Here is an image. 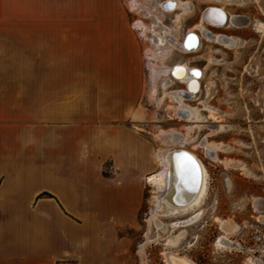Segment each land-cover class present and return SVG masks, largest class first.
Masks as SVG:
<instances>
[{
	"label": "crops",
	"instance_id": "1",
	"mask_svg": "<svg viewBox=\"0 0 264 264\" xmlns=\"http://www.w3.org/2000/svg\"><path fill=\"white\" fill-rule=\"evenodd\" d=\"M104 1L0 0V264H134L145 60Z\"/></svg>",
	"mask_w": 264,
	"mask_h": 264
},
{
	"label": "rangeland",
	"instance_id": "2",
	"mask_svg": "<svg viewBox=\"0 0 264 264\" xmlns=\"http://www.w3.org/2000/svg\"><path fill=\"white\" fill-rule=\"evenodd\" d=\"M130 1L105 0L104 6L118 8L122 21L132 25L135 42L145 60L140 71L142 94L135 110L129 112L128 126L141 138L149 140L150 153H154L160 147V132L174 130V137L179 139L185 134L186 126L196 122H185L174 115L170 108L174 101L162 98L161 79L155 89L151 88L145 51L156 50V38L149 31L146 36L141 34L133 24L143 21L150 26L142 22L147 28L160 30L154 17L145 9L147 6L159 11L156 0H137L145 6L142 9L130 8ZM186 1L190 3L191 11L181 17L177 31L179 39L185 31L193 28L203 10L210 5L223 6L229 15L241 16L247 23L240 27L227 24L210 28L236 39L229 48L202 38L198 51L182 53L173 50L163 60L166 66L185 62L203 71L200 91L186 101L199 109L203 121L197 123L201 126H195L190 134L192 139L185 142L184 147L193 150L202 160L208 174L207 191L199 207L201 214L192 225L172 228L169 223L174 217H158L162 226L156 229L147 220L153 204L151 187L143 180L144 199L136 226L129 231L133 239L134 264H165V251L184 255L195 264H264V31L260 33L255 27L256 23H264V0ZM183 88L174 78L166 87L168 91ZM205 106L214 110L213 115L224 128L220 129L218 123L212 122ZM206 141L216 146L214 161L200 145ZM158 166L155 165L153 170ZM103 172H108L107 164ZM255 202L258 203L257 209ZM220 219H230L238 226L227 236L231 241L229 246L216 245L221 235ZM181 230L184 231L179 242L175 246H166V240Z\"/></svg>",
	"mask_w": 264,
	"mask_h": 264
},
{
	"label": "bare ground",
	"instance_id": "3",
	"mask_svg": "<svg viewBox=\"0 0 264 264\" xmlns=\"http://www.w3.org/2000/svg\"><path fill=\"white\" fill-rule=\"evenodd\" d=\"M156 3L160 7L164 4L166 6L164 8L169 13L176 12L171 26L167 25L166 29H160L157 32L147 28L141 21H136L133 24L141 34L146 36V31H149L156 38L154 42L156 50L145 51L151 88L155 89L157 81L161 79L162 98L167 97L169 100L174 101V104L170 105L174 115L179 119H184L185 122H196V124L186 126L185 134L179 139L174 137V130L160 132V147L153 153L154 164L159 166L157 169L151 170L144 178L145 183L151 187V202L153 204L147 220L152 222L156 229H160L162 223L158 217H174L175 219L169 223V226L172 228H184L198 220L201 214L199 207L207 191L208 174L202 160L193 150L184 147L185 142L192 139L190 134L195 126H201L197 123L203 121L201 120L203 117L199 113V109L186 103L187 98L191 99L200 91V80L203 76V71L185 62L166 66L163 64V60L173 50L182 53L198 51L202 38L229 48L235 44L236 39L213 32L210 28H221L227 24L233 27H240L246 25L247 20L238 15H229L223 6L210 5L203 10L200 20L193 28L188 29L179 40L177 31L180 27V20L182 15H186L191 11L190 3L186 0H156ZM129 6L137 9L145 7L139 4L137 0H131ZM209 7L211 9L208 10ZM145 9L149 15L154 17L157 26H165L166 23L160 11L152 8L148 9L147 6ZM255 27L260 33L264 31V23H256ZM187 34L188 37L186 38ZM150 59L157 60L160 63H154ZM173 78L176 82L182 84L184 88L168 91L166 87L172 83ZM204 108L209 111V117L213 119L212 122L218 123L220 129L224 128V125L213 115L214 110L207 106ZM200 145L214 161L216 146L207 141L206 143L200 142ZM257 208L258 203L255 202V209ZM260 210L262 211V209ZM185 214L187 215L183 216ZM218 225L221 235L217 238L216 245L229 246L231 241L227 236L238 229L237 224L230 219H220ZM183 231L181 230L177 235L170 236L166 240L165 245L175 246L179 242ZM163 255L165 264H195L188 257L173 251H165Z\"/></svg>",
	"mask_w": 264,
	"mask_h": 264
},
{
	"label": "water",
	"instance_id": "4",
	"mask_svg": "<svg viewBox=\"0 0 264 264\" xmlns=\"http://www.w3.org/2000/svg\"><path fill=\"white\" fill-rule=\"evenodd\" d=\"M209 9H211V7H209L208 10H209ZM187 37H188V34H187L186 38H187ZM186 38H185V39H186ZM184 42H185V41H184Z\"/></svg>",
	"mask_w": 264,
	"mask_h": 264
},
{
	"label": "built area",
	"instance_id": "5",
	"mask_svg": "<svg viewBox=\"0 0 264 264\" xmlns=\"http://www.w3.org/2000/svg\"><path fill=\"white\" fill-rule=\"evenodd\" d=\"M166 11V9H164Z\"/></svg>",
	"mask_w": 264,
	"mask_h": 264
}]
</instances>
